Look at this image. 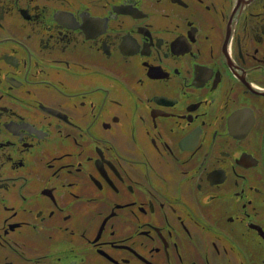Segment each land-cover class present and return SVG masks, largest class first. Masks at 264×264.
I'll list each match as a JSON object with an SVG mask.
<instances>
[{
    "label": "flooded vegetation",
    "instance_id": "flooded-vegetation-1",
    "mask_svg": "<svg viewBox=\"0 0 264 264\" xmlns=\"http://www.w3.org/2000/svg\"><path fill=\"white\" fill-rule=\"evenodd\" d=\"M0 264H264V0H0Z\"/></svg>",
    "mask_w": 264,
    "mask_h": 264
}]
</instances>
